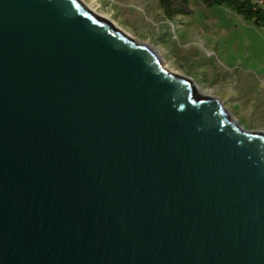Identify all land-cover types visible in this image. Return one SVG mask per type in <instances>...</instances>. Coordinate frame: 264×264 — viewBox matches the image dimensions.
<instances>
[{
    "label": "water",
    "instance_id": "95a60500",
    "mask_svg": "<svg viewBox=\"0 0 264 264\" xmlns=\"http://www.w3.org/2000/svg\"><path fill=\"white\" fill-rule=\"evenodd\" d=\"M0 264H264V132L82 0H0Z\"/></svg>",
    "mask_w": 264,
    "mask_h": 264
},
{
    "label": "rangeland",
    "instance_id": "374dc122",
    "mask_svg": "<svg viewBox=\"0 0 264 264\" xmlns=\"http://www.w3.org/2000/svg\"><path fill=\"white\" fill-rule=\"evenodd\" d=\"M96 14L152 47L171 72L219 98L246 131L264 132V31L224 6L187 0L169 21L158 0H82Z\"/></svg>",
    "mask_w": 264,
    "mask_h": 264
},
{
    "label": "trees",
    "instance_id": "16d2710c",
    "mask_svg": "<svg viewBox=\"0 0 264 264\" xmlns=\"http://www.w3.org/2000/svg\"><path fill=\"white\" fill-rule=\"evenodd\" d=\"M207 7L224 6L264 31V0H199ZM164 16L173 21L188 13L187 0H158Z\"/></svg>",
    "mask_w": 264,
    "mask_h": 264
}]
</instances>
